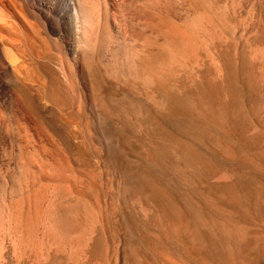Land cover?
I'll use <instances>...</instances> for the list:
<instances>
[{"label": "rangeland", "instance_id": "1", "mask_svg": "<svg viewBox=\"0 0 264 264\" xmlns=\"http://www.w3.org/2000/svg\"><path fill=\"white\" fill-rule=\"evenodd\" d=\"M194 1L190 10L200 11ZM208 2L221 22L202 34L204 43L184 67L161 75L153 61L161 51L153 45L139 59L153 84L98 76L97 94L109 98L118 115L100 114L104 141L86 128L88 115L76 101L74 108L69 102L58 107L15 85L73 161L72 186L58 199L86 233L61 252L21 247L22 227L9 220L11 201L24 202V194L40 188L45 205L64 181L29 176V184L23 181L28 190L26 175L19 179L22 173L0 164V264H264V0ZM24 57L36 85L48 66ZM1 117L16 144L19 124ZM26 142V151L38 156L35 142ZM45 156L34 161L48 169ZM7 176L12 185L16 177L21 181L15 197Z\"/></svg>", "mask_w": 264, "mask_h": 264}, {"label": "bare ground", "instance_id": "2", "mask_svg": "<svg viewBox=\"0 0 264 264\" xmlns=\"http://www.w3.org/2000/svg\"><path fill=\"white\" fill-rule=\"evenodd\" d=\"M188 1L0 0V164L13 166L17 177L22 173L19 179L26 175L22 182L27 183V177L32 176L35 180L68 184L54 183V193L45 205L44 192L40 188L30 189L29 194H24L28 196L24 202L19 197L23 203L19 198L11 201L9 220L12 226L22 227L19 236L21 247L36 250L49 245V248L57 250L73 239L81 238L86 227L74 222L67 205L58 199L72 186L71 158L56 147L46 129L38 124L15 85H23L56 106L69 102L73 107L76 101L78 109H83L88 115L84 122L86 128L96 139L104 141L99 125L100 114L103 111L116 119L118 115L109 98L97 94L98 76L115 82L136 76L144 86L151 85L156 79L151 72L142 70L139 60L149 46L159 47L162 58L153 61L161 75H168L175 65H182L195 57L196 49L204 43L202 34H208L209 28L213 29L216 23L218 26L221 22L220 17L213 15L214 10L208 0H195L201 6L197 12L190 10ZM24 55L48 66L45 75L35 80L36 85L29 80L30 69ZM1 113L8 114L19 124L21 135L16 138V144L11 143L15 138L10 128L2 126ZM59 115L65 120L62 114ZM26 137L36 144L39 154L35 158H32L30 150H27L29 153L26 151ZM40 153L46 155L48 169L44 161H34ZM7 177L5 179L10 184L13 180ZM16 178L14 181H18ZM16 182L9 186L10 197H15L14 193L21 185V181L17 182L18 185ZM25 184L23 182L24 187L27 186Z\"/></svg>", "mask_w": 264, "mask_h": 264}, {"label": "water", "instance_id": "3", "mask_svg": "<svg viewBox=\"0 0 264 264\" xmlns=\"http://www.w3.org/2000/svg\"><path fill=\"white\" fill-rule=\"evenodd\" d=\"M127 177H128V178H127V179H128V181H131L132 177H129V176H127Z\"/></svg>", "mask_w": 264, "mask_h": 264}]
</instances>
